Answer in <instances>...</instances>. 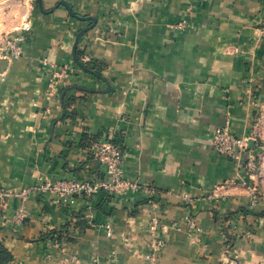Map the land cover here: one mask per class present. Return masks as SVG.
<instances>
[{"label":"crops","instance_id":"obj_1","mask_svg":"<svg viewBox=\"0 0 264 264\" xmlns=\"http://www.w3.org/2000/svg\"><path fill=\"white\" fill-rule=\"evenodd\" d=\"M62 1L0 0V39L31 27L21 58L0 57V187L101 179L89 144L103 137L138 188L73 206L31 194L28 218L0 228V264H264V0H64L88 19ZM81 29L87 71L72 54ZM42 59L74 71L50 97ZM218 126L257 133L254 206L244 188L216 190L237 178L212 146ZM20 203L9 197L7 213Z\"/></svg>","mask_w":264,"mask_h":264},{"label":"built area","instance_id":"obj_2","mask_svg":"<svg viewBox=\"0 0 264 264\" xmlns=\"http://www.w3.org/2000/svg\"><path fill=\"white\" fill-rule=\"evenodd\" d=\"M30 30L29 23L25 22L13 32L4 33L0 39V57L12 60L21 58L30 46ZM89 59L87 55L82 56L83 61ZM42 63L46 67L48 75V90L45 94L50 97L65 79L73 75L74 71L70 65H56L47 59H42ZM249 141L253 142L252 147L249 146ZM211 142L215 151L234 162L237 175V178L228 179L223 184L218 185L216 190L244 188L250 198L249 205L254 206L261 197L256 184L260 159V152L257 151L255 145L257 142L256 131L250 130L243 135H233L227 127L218 126L212 131ZM89 151L103 171L101 179H86L69 174H41L34 184L23 189L9 190L0 187V228L13 229L28 218L24 201L31 194H40L53 203L73 206L80 198L88 199L99 189H103L116 197L126 191L138 188L136 183L129 181L124 176L123 154L118 143L108 138H95L89 144ZM9 197H17L21 201L20 205L11 213H7L5 207ZM185 222L192 232H202L192 217H187ZM234 223L230 221V228H235ZM159 225V221L155 217H152L148 222V228L152 231L156 230ZM151 245L155 250L161 249L164 246V240L154 236ZM61 249L64 250L63 246ZM154 257V254H147L150 263L153 262Z\"/></svg>","mask_w":264,"mask_h":264},{"label":"water","instance_id":"obj_3","mask_svg":"<svg viewBox=\"0 0 264 264\" xmlns=\"http://www.w3.org/2000/svg\"><path fill=\"white\" fill-rule=\"evenodd\" d=\"M37 2L39 3L40 0H37ZM62 3L67 7V10L69 11V13L76 17V18H79V19H88V17H85V16H81V15H78L76 14L75 12H73L71 10V8L67 5L66 1H62ZM83 32V29L79 30L78 33L76 34V37H75V42H74V45L72 47V54H73V58H74V61L75 63L84 71H87V67L82 63L81 60L78 59L77 55H76V43L81 35V33ZM249 146L252 147L253 146V142L252 141H249Z\"/></svg>","mask_w":264,"mask_h":264},{"label":"trees","instance_id":"obj_4","mask_svg":"<svg viewBox=\"0 0 264 264\" xmlns=\"http://www.w3.org/2000/svg\"><path fill=\"white\" fill-rule=\"evenodd\" d=\"M81 51L78 49V48H76V55H77V57H78V59L79 60H81ZM82 61V60H81ZM89 61H82V63L87 67V69L88 68H92L91 67V65L88 63ZM89 70V69H88ZM102 191H103V193H104V196H105V198H110L112 195L110 194V193H108L107 191H105V190H103L102 189ZM65 230H67V229H64V231ZM7 257H5L4 259H6ZM4 259H3V256H1V250H0V261H4Z\"/></svg>","mask_w":264,"mask_h":264},{"label":"rangeland","instance_id":"obj_5","mask_svg":"<svg viewBox=\"0 0 264 264\" xmlns=\"http://www.w3.org/2000/svg\"><path fill=\"white\" fill-rule=\"evenodd\" d=\"M10 32V31H9Z\"/></svg>","mask_w":264,"mask_h":264}]
</instances>
